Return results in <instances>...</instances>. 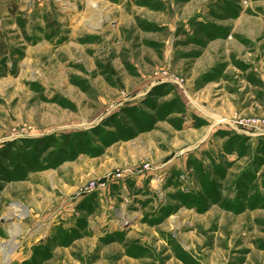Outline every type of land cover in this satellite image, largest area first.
I'll return each mask as SVG.
<instances>
[{
	"label": "rangeland",
	"instance_id": "obj_1",
	"mask_svg": "<svg viewBox=\"0 0 264 264\" xmlns=\"http://www.w3.org/2000/svg\"><path fill=\"white\" fill-rule=\"evenodd\" d=\"M0 34V264H264V0H0Z\"/></svg>",
	"mask_w": 264,
	"mask_h": 264
},
{
	"label": "bare ground",
	"instance_id": "obj_2",
	"mask_svg": "<svg viewBox=\"0 0 264 264\" xmlns=\"http://www.w3.org/2000/svg\"><path fill=\"white\" fill-rule=\"evenodd\" d=\"M14 214H15L14 211L8 212L7 218L12 217ZM11 234L14 238L18 234V230L17 229L12 230ZM16 245H17L16 240L12 239V240L8 241L7 243H5L3 246H0V249L4 253L5 260H7V257L11 254V252L14 250Z\"/></svg>",
	"mask_w": 264,
	"mask_h": 264
},
{
	"label": "trees",
	"instance_id": "obj_3",
	"mask_svg": "<svg viewBox=\"0 0 264 264\" xmlns=\"http://www.w3.org/2000/svg\"><path fill=\"white\" fill-rule=\"evenodd\" d=\"M6 55V45L3 41L2 35L0 34V57H4Z\"/></svg>",
	"mask_w": 264,
	"mask_h": 264
}]
</instances>
